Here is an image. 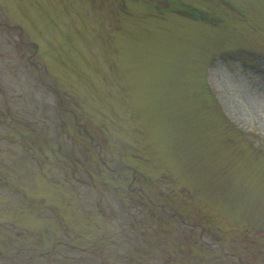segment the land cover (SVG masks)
<instances>
[{
    "label": "rangeland",
    "instance_id": "374dc122",
    "mask_svg": "<svg viewBox=\"0 0 264 264\" xmlns=\"http://www.w3.org/2000/svg\"><path fill=\"white\" fill-rule=\"evenodd\" d=\"M0 264H264V0H0Z\"/></svg>",
    "mask_w": 264,
    "mask_h": 264
}]
</instances>
